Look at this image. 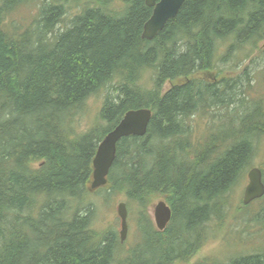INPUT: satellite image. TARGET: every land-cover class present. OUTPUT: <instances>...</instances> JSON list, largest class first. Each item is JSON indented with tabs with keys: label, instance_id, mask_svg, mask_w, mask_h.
Instances as JSON below:
<instances>
[{
	"label": "trees",
	"instance_id": "trees-1",
	"mask_svg": "<svg viewBox=\"0 0 264 264\" xmlns=\"http://www.w3.org/2000/svg\"><path fill=\"white\" fill-rule=\"evenodd\" d=\"M71 1L1 0L0 264H112L122 244L114 227L92 228L88 199L98 195L124 196L127 219L135 215L141 239L124 264L188 263L264 135V99L249 104L240 89L253 76H192L216 70L221 41L234 37L227 58L264 38V0H185L151 41L141 38L152 10L143 0H75L82 6L63 27ZM30 3L36 18L9 30L4 17ZM103 91L95 123L79 130L88 100ZM140 108L152 112L145 136L121 139L106 186L89 191L98 143ZM207 112L226 121L200 145L193 122ZM159 198L171 208L163 232L148 214ZM257 201L253 220L264 228V196ZM223 264H264V254Z\"/></svg>",
	"mask_w": 264,
	"mask_h": 264
},
{
	"label": "rangeland",
	"instance_id": "rangeland-1",
	"mask_svg": "<svg viewBox=\"0 0 264 264\" xmlns=\"http://www.w3.org/2000/svg\"><path fill=\"white\" fill-rule=\"evenodd\" d=\"M74 3L75 0L65 4L67 13L64 16V22L61 24L64 25L63 27L69 24L71 17L79 10V6H82L77 5V3L80 4L81 2ZM37 15V6L34 3H30L28 5L16 7L12 13H8V15L4 17L5 21L3 22L9 30L15 28L19 29V31H23L32 23V20H34ZM233 41L234 37L232 36V38L225 39L221 41L222 44L217 45L215 61L218 62L216 70L198 72V74L192 77L195 76L194 78H199L208 82L212 80L216 82L222 79V77L242 78L246 71L248 75L254 77V81L251 82V87L246 89V83H244L243 79L240 82V89L245 90V93H249L247 98L250 101L249 104H252L254 100L258 101L261 98L264 99V59L261 54L264 38L256 42H245L238 50H234L230 57L224 58V49ZM182 81L183 80H176L177 83H181ZM169 86H171V83H165L163 85V92L167 91L170 88ZM104 94L105 92L103 91V93L94 97L92 96V98L88 100V104L78 120L79 130H85L95 123V113L102 102L101 100ZM213 116V112L200 113L195 116L192 129L193 142H197V144L200 145L203 144L201 142H203L206 133L211 132L212 129L219 127L221 123L226 121L224 120L221 122L219 120L217 123L215 119L217 117L214 116V118ZM225 117H227L226 114ZM261 123L264 125V121ZM253 142L255 143L254 156L249 166L243 171L240 178H238L237 184L229 190L230 192L225 202L224 217L221 220L214 218V220L209 223L205 243L196 251L188 263L174 262L172 264H223L241 254H264V228L259 226V224L253 220L252 216L257 212L261 203L257 200L251 201V204L248 205L242 203L243 190L248 184V179L246 177L247 173L251 168H259L264 171V135L262 136L260 134ZM88 200L92 202L94 206L93 230L102 232L114 227L119 236L118 231L120 222L117 219L116 206L120 201L125 202L124 196L116 195L112 202H106L100 195L96 197L89 196ZM158 201L164 200L161 198L155 199L148 211L154 228L155 224L152 212L154 205ZM246 206H248V209L245 208ZM132 211H135V209ZM131 216L130 220H128L127 239L124 241V244H122L120 251H117L114 255L115 259L112 264H124V259L129 256L127 254L130 248L137 244L136 242L138 239H141L140 234L136 231L134 213H132Z\"/></svg>",
	"mask_w": 264,
	"mask_h": 264
},
{
	"label": "water",
	"instance_id": "water-1",
	"mask_svg": "<svg viewBox=\"0 0 264 264\" xmlns=\"http://www.w3.org/2000/svg\"><path fill=\"white\" fill-rule=\"evenodd\" d=\"M185 0H143L146 7L151 8V14L148 20L142 26L141 38L151 41L160 31L164 29L167 22L172 21L183 6ZM264 47V42L262 43ZM152 112L146 108L139 110H128L120 119L117 126L105 134L104 139L98 143L96 152L92 159V176L89 182V191L94 192L103 188L107 183V176L114 163L117 143L129 136L144 137ZM248 184L244 188L242 203L251 204V201L261 199L264 195V184L261 178V171L258 168H252L247 173ZM116 215L120 221L119 242L126 239L128 234L127 208L125 203L120 201L116 206ZM152 217L154 218L155 228L158 231H164L171 220V208L166 206L163 201H158L153 207Z\"/></svg>",
	"mask_w": 264,
	"mask_h": 264
},
{
	"label": "bare ground",
	"instance_id": "bare-ground-1",
	"mask_svg": "<svg viewBox=\"0 0 264 264\" xmlns=\"http://www.w3.org/2000/svg\"><path fill=\"white\" fill-rule=\"evenodd\" d=\"M230 189H232V188H230ZM85 201V200H84ZM91 207V206H90ZM74 212V211H73ZM73 214V213H72ZM83 215V214H82Z\"/></svg>",
	"mask_w": 264,
	"mask_h": 264
},
{
	"label": "flooded vegetation",
	"instance_id": "flooded-vegetation-1",
	"mask_svg": "<svg viewBox=\"0 0 264 264\" xmlns=\"http://www.w3.org/2000/svg\"><path fill=\"white\" fill-rule=\"evenodd\" d=\"M126 239H127V238H126ZM122 244H124V242H123Z\"/></svg>",
	"mask_w": 264,
	"mask_h": 264
}]
</instances>
